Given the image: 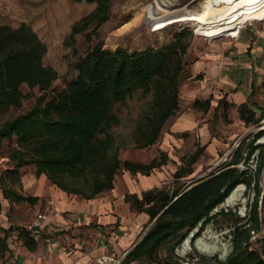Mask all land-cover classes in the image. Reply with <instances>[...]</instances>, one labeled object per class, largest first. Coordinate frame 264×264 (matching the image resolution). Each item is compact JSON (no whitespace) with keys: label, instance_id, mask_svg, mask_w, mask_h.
I'll list each match as a JSON object with an SVG mask.
<instances>
[{"label":"rangeland","instance_id":"1","mask_svg":"<svg viewBox=\"0 0 264 264\" xmlns=\"http://www.w3.org/2000/svg\"><path fill=\"white\" fill-rule=\"evenodd\" d=\"M201 1L114 0L111 17L99 28V36L88 42L85 33H79L72 46L67 43L72 24L92 11L96 2L0 0V24L18 26L27 22L47 43L44 63L58 71L59 76L53 83L56 89L76 77V64L99 40L107 49L122 47L137 51L163 46L178 31L189 34L177 114L171 116L157 143L142 148L130 145L119 152L122 159L143 162H149L155 156L163 158L160 150L168 154L166 163L146 174L152 181L150 188H183L192 179L208 175L230 161L239 145L247 147L253 139L259 145L248 161L238 163L240 168L248 170L246 177L251 180V185L237 184L210 212L213 217L200 222L176 245L173 253L171 243H168L148 257L143 249L130 253L154 222L133 196L114 197L110 195L111 190L91 199L69 194L66 207H57V202L64 199L58 200L50 190L51 180L44 181L36 175L34 163L23 164L17 174L7 173L17 165L18 150L31 151V144H22L15 134L0 136V232L2 235L7 233L10 248L4 255L0 253V264H10L18 258H22L24 264H223L238 247L247 244L261 248L264 243V133L256 138L254 133L264 129V73L256 80V91L247 101L256 117H261L259 121L242 120L238 106L226 107L223 101L216 107L211 105L209 110L197 108L189 93L205 77L207 71L203 65L218 63L223 72L230 71V66L244 68L251 62L254 65L258 56L264 59V0H216L212 11L201 9L196 26L187 15L200 9ZM127 23L135 24L123 29ZM22 89L26 96L20 107L0 109V128L36 105L41 94L39 88L23 84ZM150 98L138 90L126 103L117 104L115 109L121 122L114 129L127 136ZM197 98L205 100L202 96ZM179 119L196 121V124L185 127L184 131H175L172 125ZM196 153L198 158L193 162ZM118 173L122 178L124 168ZM120 187L122 189V185ZM147 189L149 187L137 189L127 195L141 198ZM15 193L37 198L18 199ZM72 202L77 206H72ZM40 210L47 211L56 224L64 222L60 216L63 214L69 227L66 229L62 225L54 234L44 229L36 248L29 250L26 241L30 236L23 224ZM106 217L110 219L105 220ZM54 236L61 239V244L56 247L46 241Z\"/></svg>","mask_w":264,"mask_h":264},{"label":"trees","instance_id":"2","mask_svg":"<svg viewBox=\"0 0 264 264\" xmlns=\"http://www.w3.org/2000/svg\"><path fill=\"white\" fill-rule=\"evenodd\" d=\"M87 1L96 2V6L72 24L67 36V43L72 46L79 33H85L88 42L98 37L99 28L111 17L114 0ZM189 45L190 37L185 31L176 32L163 46L137 51L122 47L107 49L99 40L76 64V77L56 89L53 83L59 76L58 71L44 63L47 43L37 31L27 22L18 26L0 24V109L22 105L26 96L23 84L30 88L37 86L41 91L34 108L8 120L0 128L1 137L15 134L18 141L30 143L32 148L31 151L19 149L17 165L7 173L17 174L23 164L34 163L38 175L46 173L54 184L68 193L91 199L114 187L121 168L149 174L166 163L168 154L163 150H160L163 158L155 156L149 162L122 159L119 152L126 146L142 148L161 139L166 122L180 108V86ZM138 90L151 98L124 136L114 129L121 122L115 107L126 103ZM222 101L226 107L236 105L223 98ZM194 106L209 110L210 100L196 98ZM237 106L242 120L261 119L256 117L247 101ZM263 133L261 129L254 137ZM247 145H239L230 161L208 175L192 179L183 188L153 187L145 190L141 198L126 195L133 196L154 220L130 253L143 249L152 257L168 243L173 253L176 245L200 222L213 217L210 212L237 184L251 185L246 177L248 170L240 168L238 163L248 161L259 145L254 139ZM197 158L198 153L192 161ZM15 196L18 199L37 198L19 193ZM7 251H10L7 233L0 232V253L4 255ZM223 264H264V243L261 248L247 244L238 247Z\"/></svg>","mask_w":264,"mask_h":264},{"label":"crops","instance_id":"3","mask_svg":"<svg viewBox=\"0 0 264 264\" xmlns=\"http://www.w3.org/2000/svg\"><path fill=\"white\" fill-rule=\"evenodd\" d=\"M231 61L234 65L233 58ZM198 66H200V64H198ZM203 67L206 68L207 73L204 78H201L198 81L199 88L197 87V88L190 90L189 97L192 100H195L197 97H201V96L205 99H209L210 108H211V105H213L214 107L218 106L219 101L222 98L227 100L230 103H235L236 104L235 106H237L242 102L248 101L250 94L253 91H256L254 87L256 86L255 84L256 80L261 79V76L264 73V59L258 56L254 65H253V62H251L247 64L244 68H238L235 66L233 68V66H230L229 68L230 71L224 70L223 72H221L218 66V63H215V64L212 63V64H209L208 66L203 65ZM240 67H243V66H240ZM170 119L171 117L168 119L165 126L170 121ZM195 124H196V121L193 122L192 120L191 121L187 120L186 122H183V120L181 121L179 119V120H175L172 126L175 131H184L185 127H193ZM36 169H37V166H36ZM36 175L39 177H42L44 181H46V179L51 180L46 173H41L39 175L36 173ZM148 177L149 176H147L146 174H143L142 172H132L130 170L124 169L122 178L121 176H119V173L116 174L115 181H114V187L110 189L112 191V194L110 195H113L114 197L124 198L126 197L128 193L136 192L137 189L142 190L148 187L150 188L152 181H150ZM120 185H122V189ZM50 190L53 193H55L56 198L58 200L60 197L64 199L63 202L61 201L57 202V207H66L65 205L69 200L68 196L69 194H73V193H68L67 191L63 190L62 188H60L54 183L50 185ZM106 191H109V190H106ZM55 200L56 199L54 198V201ZM71 205L77 206V204L73 202L71 203ZM60 216L62 217V221H64V222L59 221L60 224L53 223L51 218L48 217L45 225L43 226L42 233H44V229L47 228L51 234H54L57 229L61 228L60 226L62 225H64V227L67 229V227H69V223L67 222L66 224V221H68L66 219V216H64L63 214H61ZM109 219H110L109 217L105 218V220H109ZM64 236H69V235L67 233H64ZM30 238L32 237L30 236ZM32 240L34 242H31L30 239L26 241V245L29 250H34L36 248L37 242L39 241V240H34L33 238ZM60 241L61 239L56 238L54 236L52 238H49V241H47V244H49L50 246L53 245V247H56V245L61 244ZM13 263L24 264L25 262L24 260H22V258H18L12 261L10 264H13Z\"/></svg>","mask_w":264,"mask_h":264},{"label":"built area","instance_id":"4","mask_svg":"<svg viewBox=\"0 0 264 264\" xmlns=\"http://www.w3.org/2000/svg\"><path fill=\"white\" fill-rule=\"evenodd\" d=\"M47 219L48 212L45 210H40L30 221L23 224V228L34 240H40L43 236L42 229ZM46 240L49 241V238H46Z\"/></svg>","mask_w":264,"mask_h":264},{"label":"bare ground","instance_id":"5","mask_svg":"<svg viewBox=\"0 0 264 264\" xmlns=\"http://www.w3.org/2000/svg\"><path fill=\"white\" fill-rule=\"evenodd\" d=\"M215 2H216V0H202L201 1V8L200 9H198V10H194L193 12H190V14H188L187 15V18L188 19H190V20H192L195 24H196V26L199 24V21H200V12H201V9L202 10H204V11H212V9H213V7H214V4H215ZM181 6V5H180ZM183 6V5H182ZM198 8V7H197ZM182 9V8H181ZM177 17V16H176ZM180 17V16H179ZM176 19V18H175ZM178 20V19H177ZM135 23H133V24H129V23H127V24H125V25H123L124 27H123V29L125 28V27H128V26H132V25H134ZM174 24V23H173ZM121 29V28H120ZM126 30V29H125ZM124 30V31H125ZM236 194V193H235ZM234 197V196H233ZM232 197V198H233ZM217 243L215 244V247H217ZM206 247H207V245H206Z\"/></svg>","mask_w":264,"mask_h":264}]
</instances>
